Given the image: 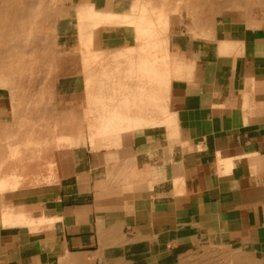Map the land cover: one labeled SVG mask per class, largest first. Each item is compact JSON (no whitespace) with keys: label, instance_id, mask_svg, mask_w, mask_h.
Wrapping results in <instances>:
<instances>
[{"label":"crops","instance_id":"obj_1","mask_svg":"<svg viewBox=\"0 0 264 264\" xmlns=\"http://www.w3.org/2000/svg\"><path fill=\"white\" fill-rule=\"evenodd\" d=\"M70 1L67 40L79 37L78 6L170 9L154 12L169 34L166 105L156 124L81 139L74 171L0 191V264H264V0ZM135 25H103L96 50L135 48ZM77 80L60 79L65 109ZM10 97L0 88L1 130L14 121Z\"/></svg>","mask_w":264,"mask_h":264},{"label":"bare ground","instance_id":"obj_2","mask_svg":"<svg viewBox=\"0 0 264 264\" xmlns=\"http://www.w3.org/2000/svg\"><path fill=\"white\" fill-rule=\"evenodd\" d=\"M63 1L65 0H0V88L9 91L14 113V122L9 124L10 129L3 128L6 134L0 136L2 138L4 134L6 135V139L3 137L6 140L4 147L9 148L6 152L2 151L4 153L2 158L6 156L5 161L1 159L0 153V160L7 162L6 164L0 162L5 164H0V173L2 166H6V169L11 167L10 170L7 169L9 171L2 167V173L6 171V174L0 176L1 192L16 189L20 184L24 186L27 182L38 184L43 179L39 177L40 173L47 169L54 175L56 172L54 168L72 162L73 148L83 143L84 139L81 137L84 135L80 136L82 140L79 139L76 129L79 127L78 129L81 130V126L77 124V120L73 124L74 112L70 109L63 111V114L57 111L59 104L57 84L62 77L74 75L84 80L86 98L84 97L82 102L84 100V103L89 102L88 105L85 104L87 105L85 109L88 114L90 111L93 113L90 114L91 116L85 113L87 117L92 118L88 121V129L91 128L89 130L92 134L90 141L94 137L99 138L97 135L102 138L104 133L113 132L110 136L115 133L119 137L120 132L124 130L156 124L161 115L158 117L155 113L160 109L155 107L156 101L160 98L165 104L172 77V63L169 60V52L167 54L169 39L166 38L169 34L166 30L165 38L164 32L162 33L165 20L157 15L158 12L156 15L154 13L158 11L159 6L151 5L145 0L150 6L157 7L154 12L153 8L150 9L155 15L154 18H149L150 14L147 13L150 11L144 12L149 6L140 8L141 13L132 17L104 13L103 10L99 12L92 5L78 6L77 29L80 47L76 48L75 45L72 46L73 48H68L60 44L62 31L60 32L59 27L61 22L59 4ZM151 3L159 4L158 0ZM162 7L159 9L163 10V13L166 12V6L165 10ZM144 13L148 15L146 18ZM129 21L136 24L138 43H135L137 44L135 48L125 50L119 48L123 51L121 53H117V47L109 51L96 50L98 43L95 35L103 25ZM160 34L163 37H160ZM159 103L161 102H158L157 107H160ZM72 111L78 110L74 108ZM80 122H83V119ZM72 128L75 130L74 133ZM116 137L114 138L117 139ZM97 140L99 139L94 140L95 143ZM3 141L1 140L2 144ZM0 147L4 148L1 144ZM9 161L13 167L7 166ZM43 166L46 168L43 169ZM26 169L31 174H28Z\"/></svg>","mask_w":264,"mask_h":264},{"label":"rangeland","instance_id":"obj_3","mask_svg":"<svg viewBox=\"0 0 264 264\" xmlns=\"http://www.w3.org/2000/svg\"><path fill=\"white\" fill-rule=\"evenodd\" d=\"M69 2H71V1H69V0H65V1H63L62 3H60L59 4V7H60V12H61V22H60V24H59V27H60V32H61V37H60V44L61 45H63V46H67L68 48H73V47H75V45H76V48H78V47H80L79 45H78V40L77 39H74V38H72V39H70V40H67L66 38H65V36H64V30H65V24H66V22L67 21H65V19H64V16H65V9H68L69 8V6H68V3ZM73 46V47H72ZM78 46V47H77ZM168 48V47H167ZM168 52H169V50L167 49V54H168ZM169 60L171 61V56H170V54H169ZM78 78V77H77ZM78 79H80V81L79 80H77V84L76 85H74V86H70V87H68L67 89H68V94H67V97L68 98H70V100L71 101H74L75 100V98H77V95L80 93V94H82L84 97H85V94H84V88H85V85H84V80L82 79V78H78ZM60 82V81H59ZM59 82H58V84H57V89H58V94L60 93V92H62L63 91V89H62V87L64 86L63 84H59ZM81 82L83 83L82 85H81ZM81 96V95H80ZM61 97H64V96H61ZM86 98V97H85ZM57 99L59 100V95L57 96ZM79 100V97H78V99H77V102H76V107H78L81 103L78 101ZM71 101H70V103L68 104V105H71ZM158 102H162V101H160V98H159V101H156V103L158 104ZM58 103H59V101H58ZM89 103V102H88ZM88 103H87V101H86V103H82L83 104V106H82V108H76V107H74V108H76L78 111H72L73 109L71 108L70 110H71V112H74V115H72V116H75V117H72L73 118V120H74V122H73V120H72V122H73V124L76 122L75 120H77V124L78 125H80L81 127H80V129L81 130H79L78 128L79 127H76V129H77V134H79V139H81V138H83V139H85V137H88L89 139H92L91 138V133H89V129H91V128H89L88 129V127H89V122L88 121H90V119H92V118H90V114H92L93 115V113L90 111V114H88L89 112L85 109V107L87 108V105H88ZM61 104H63V103H61ZM85 104H87V105H85ZM157 104L155 105V107L156 108H159V107H157ZM159 106H160V103H159ZM92 107V106H91ZM57 111L59 112V113H62L63 111H65V110H67V111H69V107L67 108V109H64V107L63 106H60V104H57ZM62 109H64V110H62ZM83 109H85V110H83ZM62 110V111H61ZM83 110V111H82ZM159 110L160 109H157V112H159ZM61 111V112H60ZM79 112V113H78ZM82 112L84 113V114H82ZM157 112H155V113H157ZM64 113V112H63ZM62 113V114H63ZM88 114V115H90V116H88L87 117V115L86 114ZM61 115V114H60ZM85 115V116H84ZM152 115V114H151ZM157 115V114H156ZM155 115V116H156ZM78 116V117H77ZM83 116V117H82ZM86 117L88 118V120H86ZM75 118H77V119H75ZM80 119V120H79ZM82 119H83V122H80V121H82ZM85 121H87V122H85ZM14 122V121H13ZM12 122V123H13ZM80 123V124H79ZM82 123V124H81ZM10 124V123H9ZM72 124V125H73ZM88 126H87V125ZM77 125V126H78ZM74 127V126H73ZM74 127V128H75ZM74 128H72V131H73V133L75 132V130H74ZM87 128V132L85 133V134H83V133H81L80 131H84L85 129ZM4 129H10V127L9 128H4ZM1 131H2V133H1ZM4 131V132H3ZM6 131L5 130H0V136H2V134L3 133H5ZM79 132V133H78ZM6 134V133H5ZM3 135V137H4V139H6L5 138V136L6 135ZM84 135V137H81L80 138V136H83ZM3 137L1 138L0 137V144H1V146L3 145V147L4 146H6V143H5V141L6 140H4L3 139ZM94 139H95V137H94ZM94 139L93 140H91V141H94ZM1 140L3 141V144L1 143ZM87 142V141H86ZM5 144V145H4ZM79 146V145H78ZM5 148V149H4ZM3 149H2V147H0V149H1V151H0V153H1V159H3L4 161H5V157H3L2 158V154H4L3 152H6V151H8V147H7V149H6V147H4ZM3 151V152H2ZM78 152H76V147H74L73 148V150H72V152H73V154H72V159H71V161H72V168H73V171H74V169H75V167L77 166V164H78V162L80 161V148L77 150ZM6 155V154H5ZM2 160H0V162H1ZM4 161H2L1 163H7V162H4ZM7 161V160H6ZM0 163V164H1ZM11 163V161H9V164L7 165L8 167L10 166V165H12V167H13V164H10ZM5 164H1V165H5ZM16 164H18V162L16 163ZM42 166V165H41ZM40 166V167H41ZM62 166V164H60L59 165V167L57 166V170H59L60 169V167ZM2 167H6V166H2ZM18 167H19V164H18ZM44 167V166H43ZM46 167H44L43 169H45ZM62 168V167H61ZM7 169H11V167H9V168H7ZM6 168H5V170L6 171H9V170H7ZM33 169H34V167H33ZM41 169H42V167H41ZM27 170V172H29L28 171V169H26ZM6 171H4V173L6 172ZM41 171H43V170H41ZM40 171V172H41ZM21 172V171H20ZM44 172V171H43ZM8 173V172H7ZM10 173V172H9ZM1 174V173H0ZM3 174V173H2ZM6 174V173H5ZM28 174H31L30 172L28 173ZM41 174H42V172L40 173V178H43V176H41ZM56 179H57V177H56ZM42 182V181H41ZM32 183V182H27L26 184H24V186H23V184H20V186L19 187H17V188H20V187H26V186H33V185H40V184H42V183Z\"/></svg>","mask_w":264,"mask_h":264}]
</instances>
